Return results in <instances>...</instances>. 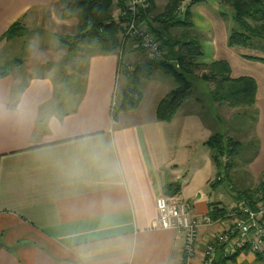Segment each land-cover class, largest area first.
Masks as SVG:
<instances>
[{"label":"crops","instance_id":"1","mask_svg":"<svg viewBox=\"0 0 264 264\" xmlns=\"http://www.w3.org/2000/svg\"><path fill=\"white\" fill-rule=\"evenodd\" d=\"M61 1L0 0V37L11 24L28 21L27 34L0 39V65L19 61L0 78V264H183L181 233L154 227L155 199L180 198L200 217L209 215L211 205L228 207L234 191L264 182V63L250 58L264 51L227 45L233 25L229 7L217 0L193 4L189 29L202 43L198 62L225 60L231 77L253 78L254 104L242 112L219 104L210 98L211 83L201 79L192 82L171 119L159 120L158 102L177 83L154 69L140 82L137 106L112 119L118 50L103 53L94 41H83L75 51L62 52L71 74L81 73L83 87L71 90L78 93L74 103L68 95L59 99L62 92L49 74L23 72L30 66L19 65L25 51L21 39L31 38L34 23L45 18H37L40 14L47 12L55 26L64 28L61 33H75L78 11H63ZM167 3L152 0L148 18L162 13ZM45 54L41 65L59 60L50 51ZM124 55L131 65L144 60L138 50ZM48 105L43 131L37 123ZM246 109L254 116L251 127L241 119ZM213 134L239 142L218 184L220 170L205 144ZM169 186L178 191L168 194ZM218 229H200L195 264L204 241ZM223 261L260 264L246 252Z\"/></svg>","mask_w":264,"mask_h":264},{"label":"trees","instance_id":"2","mask_svg":"<svg viewBox=\"0 0 264 264\" xmlns=\"http://www.w3.org/2000/svg\"><path fill=\"white\" fill-rule=\"evenodd\" d=\"M185 0H168V3L162 13L149 19V29L153 37L162 43L163 47L170 51V55L164 59L145 60L136 64L127 78L126 87L121 93V99L115 110H125L137 106L140 98V82L148 78L154 69L160 70L171 76L177 83L176 88L167 93L159 102L156 108V117L159 120H169L175 112L181 107L183 102L190 94L192 81L191 77L196 69L206 68L209 72L201 76L204 81L213 80L214 87L210 92V98L220 104L226 103L231 108H249L254 104L256 83L249 76L233 78L229 74V65L225 60H216L209 64L198 62L203 54L202 43L199 37L190 34L189 28L193 26L192 14L190 8L193 4L204 0H187L183 10L180 9L181 3ZM221 5L229 7L233 25L229 29L227 36V45L255 47V40H264V0H217ZM114 0H75L61 1L63 10L75 8L80 13L81 24L79 31L62 39L63 44L68 51H75L83 41H94L103 53H108L118 48V24L110 21L108 13L113 6ZM119 6H123L121 0L116 1ZM152 5V0H151ZM151 8V6H150ZM149 8V9H150ZM142 11L140 16L147 14L149 11ZM224 14L223 16H225ZM155 21V22H154ZM154 22V23H153ZM180 26L186 29L179 37L166 38V29L171 26ZM27 33L20 21L11 24L0 39H13L16 36H23ZM178 47V50H174ZM258 47V46H257ZM264 51V47H259ZM250 58L264 63V56H251ZM9 65H0V78L9 72ZM68 86H72L71 84ZM77 87L76 91L81 90ZM67 94L64 90L59 99ZM51 105L42 108V114L38 119V127L45 130L46 114L49 112ZM111 113L112 119L116 118V113ZM47 132V131H45ZM205 144L213 151L212 159L214 164L220 170L217 177L223 178L227 174L230 159L233 158L239 148V142L230 137L220 134H213ZM224 157L229 160L224 162ZM216 179V183L220 182ZM264 189L263 184H259L253 189L234 191L233 200H247L250 205L253 203V197L256 193ZM178 191L177 187L169 186L168 194H174ZM250 199V200H249ZM209 215L212 219L227 218L228 207H216L211 205ZM220 251V250H219ZM235 255L219 259L215 264H223L224 259H231Z\"/></svg>","mask_w":264,"mask_h":264},{"label":"built area","instance_id":"3","mask_svg":"<svg viewBox=\"0 0 264 264\" xmlns=\"http://www.w3.org/2000/svg\"><path fill=\"white\" fill-rule=\"evenodd\" d=\"M121 1L123 6H117L115 22L123 27L122 43L132 39L134 47L142 48L153 56L159 51V44L146 25L139 23L140 13L150 8L151 0ZM155 209L154 227L181 233L183 264H195L197 260L200 229L216 225L219 229L204 241L202 254L198 257L201 259L196 264H215L217 250H220L223 258L246 252L264 264V189L256 193L252 205L248 199L230 204L225 219L214 220L208 214L194 216L189 202L173 196H157Z\"/></svg>","mask_w":264,"mask_h":264},{"label":"rangeland","instance_id":"4","mask_svg":"<svg viewBox=\"0 0 264 264\" xmlns=\"http://www.w3.org/2000/svg\"><path fill=\"white\" fill-rule=\"evenodd\" d=\"M113 3L114 4H113V6H111V9L109 10V13H108L110 21L111 20L112 21L116 20L117 10H118L117 6H119L117 4V2H113ZM159 7L161 8V5ZM65 10L66 9H64V6H63V11H65ZM163 11H164V9H163ZM58 12L59 11L57 10V14H58ZM77 13L78 14H76V15L78 17V23L76 25V31L72 35L76 34L79 31V26L81 24L80 13L79 12H77ZM157 15H159V14H157ZM157 15H155V16H157ZM42 16L45 17V18L42 19L41 18ZM226 16H227V14H226ZM139 17H140L139 23L141 25H146L147 30L150 32V29H149V26H148V23H149L148 15L146 14V16L143 15V16H139ZM37 18H41V20L39 22L38 21L35 22L34 25L31 28L32 32H31V34L29 36V37H31L29 39V40H31V42L29 40L27 42H25L26 39H25V41H23V39H21V41L24 42V43H21V48H22L23 51L24 50L25 51L23 52L22 58L19 59L20 60L19 65L20 66L22 65V67L23 66H27V67L30 66L29 68L26 67L27 69H22L23 72H26V70H27V71L33 73L34 75H43V74H46V73L49 74L51 76V78L55 82H57L55 84L56 90H58V92H62V91L65 90L67 92L66 95H68L71 98V100H69V102L70 103H74L75 99L77 98L76 96L78 95V93L74 94L73 92H71V90H73V89L76 90L77 87L80 88V86L82 84L81 83L82 78H81V73L79 74V72H76L75 75H72L71 74L72 68H71V66L69 64L70 62L67 59L62 58V55H63L62 52L65 51V50L68 51L67 47H65V45L63 44L62 39H67V37H69V35L61 33L62 32L61 30L64 29V28L62 26H59V25L55 26L53 24V22L55 20H49V18L47 17V12H45V15L44 14H40V16L39 17L37 16ZM20 23L23 26V28L26 29V31L28 33V28H26V25L28 24V21H26V20L23 21V22L21 21ZM43 24H45L47 26V28L43 27V28H45L44 31L42 30ZM118 28L119 29H118L117 36H118L119 45H118V48H116V50H118L117 52L119 54V62H118L117 72H116L117 75H116V82H115V92L112 93V97H111V111L110 112L112 114L114 113V110H115L116 106L118 105L119 100L121 99V93L124 90V88L126 87L127 78L129 77L130 72L133 70V67L135 66V65L128 64V63H126L124 61L125 52L128 49H134V50L140 51L143 54V56H144L143 62L145 60H151V59H159V60H161V59L166 58L167 57L166 55H168V54L170 55V51L168 49L165 50V48L163 47L162 43L160 44V41H158V40H156V41L159 44V51H156V53L153 54V56L149 55L142 48L134 47V41L132 39H127L124 43H122L123 27H122V25L118 24ZM55 30L57 32H55ZM168 30H169V32H167ZM184 31H187V30L184 29L182 31H179L176 28L175 25L171 26V27H168L166 29V33H167L166 38L168 36H169V38H171V37H179L181 35V33L184 32ZM188 32H190V29H189ZM85 43H86V41L84 42V44ZM259 43H260V45H262L264 47V40L257 39L254 42V44L256 45L255 46L256 48L259 47ZM246 48H248V47H246ZM45 49L48 50V51H44L45 53L50 51V53L54 54V57H56V58L59 57L58 58L59 60L56 61L55 64H46L45 63V64L41 65L42 60L44 61L46 56H48L44 52H41L42 50H45ZM241 49H243V48H241ZM259 49H261V48H259ZM174 50L177 51L178 47H174ZM68 52L71 53L72 51H68ZM38 54L40 55V58H38ZM260 54H261V56H264V53L260 52L259 55ZM24 55L27 56V58L24 57ZM200 58H198L197 60H199ZM16 61H18V60L12 61V63L11 62L6 63V64L9 65V69L11 68L10 66L13 65V63H15ZM32 65H34V67H32ZM192 72H193L192 73L193 76L191 77V81L193 83H200L201 82L200 81L201 80V76L203 74H205V73H207V74L209 73L206 68H204V69L199 68V69H196V70H194ZM65 73L69 74L70 76L66 75ZM60 81H63L64 83H60ZM207 81H208V83H211L210 85H212L214 87L215 83H214L213 80L210 79V80H207ZM70 84L72 85L71 87L68 86ZM208 86L209 85L207 84V90H208ZM213 87H212V89H213ZM222 104H225V105L228 106V104H226V103H222ZM67 106H68V103L66 102L65 107H67ZM229 108H231V107H229ZM231 109H234V108H231ZM237 110H238V112H242L241 108H236L235 111H237ZM115 112H117V110H115ZM118 112L116 113V115L118 114ZM241 115H242V113H239V116H241ZM243 118H245V119H243ZM241 119L244 120L245 125H249L250 124V127L252 126V124L254 122V116H252V114L248 112V109H246V116L242 115ZM224 159H225V157H224ZM224 161L227 162L226 160H224ZM216 179L222 180L221 177H216ZM227 183H228V181L225 182V185H227ZM234 202L235 201L232 200L230 202V204H232Z\"/></svg>","mask_w":264,"mask_h":264},{"label":"water","instance_id":"5","mask_svg":"<svg viewBox=\"0 0 264 264\" xmlns=\"http://www.w3.org/2000/svg\"><path fill=\"white\" fill-rule=\"evenodd\" d=\"M2 246V243H0V247ZM221 256V252L219 250L216 251L215 254V261H218L220 259Z\"/></svg>","mask_w":264,"mask_h":264},{"label":"bare ground","instance_id":"6","mask_svg":"<svg viewBox=\"0 0 264 264\" xmlns=\"http://www.w3.org/2000/svg\"><path fill=\"white\" fill-rule=\"evenodd\" d=\"M119 62V61H118ZM224 160H226V161H228L229 159L227 158V157H225V159ZM225 162V161H224Z\"/></svg>","mask_w":264,"mask_h":264}]
</instances>
